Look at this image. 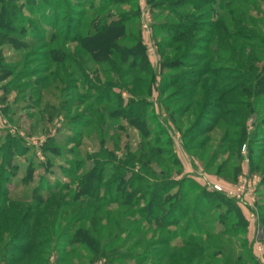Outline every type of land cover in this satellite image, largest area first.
I'll return each instance as SVG.
<instances>
[{
    "label": "rangeland",
    "instance_id": "374dc122",
    "mask_svg": "<svg viewBox=\"0 0 264 264\" xmlns=\"http://www.w3.org/2000/svg\"><path fill=\"white\" fill-rule=\"evenodd\" d=\"M9 1L18 15L0 41V238L21 245L12 238L15 213L36 217L35 254L22 264H169L176 244L190 240L180 251L185 263L199 251L194 264H264V0ZM100 15L124 25L120 39L99 37L91 23ZM188 24L194 30L175 40ZM124 50L140 55L125 59ZM144 139L165 153L156 173L185 185V220L146 234L124 226L120 243L91 257L73 239L80 225L65 228L73 220L64 213L86 173L108 161L104 185L110 164ZM35 191L47 200L32 201ZM208 191L235 201V210L216 209L220 198L198 208ZM116 230L101 233L103 245ZM170 236L172 247L158 245Z\"/></svg>",
    "mask_w": 264,
    "mask_h": 264
},
{
    "label": "trees",
    "instance_id": "16d2710c",
    "mask_svg": "<svg viewBox=\"0 0 264 264\" xmlns=\"http://www.w3.org/2000/svg\"><path fill=\"white\" fill-rule=\"evenodd\" d=\"M17 15L18 13L14 11L9 0H0V41L4 38L1 35L2 32L7 33L12 31L13 24L11 19L13 16ZM107 17L108 15L95 17L91 23L92 28L97 32L99 31V37L102 39L106 34L107 36L110 35L111 39H120V36H122L124 31V25H122V23H113L111 25L104 24ZM186 19H189V17ZM186 22L190 23V21ZM192 27H194L193 24L180 26V28H178L175 32L177 35L175 40L187 37L190 34V30L191 32L194 30ZM139 43L141 44V42ZM142 52L144 54H142L143 59H145L144 70L148 72L150 69V62L147 59L146 49L144 47H142ZM139 53L140 52L137 51L124 50V52L122 51L120 54L123 58L127 59L129 55L134 56L133 58H137L135 56L140 55ZM173 66H175V63ZM131 104H133L132 101H129V104H127L129 107H127L130 108ZM133 110L134 109H131L128 112L131 114L129 117H133V119H131V124L136 127L143 134V138H145L149 130L146 128L144 121L134 117L135 115H133ZM161 147L162 145H160L157 140L145 141L144 139L143 142H140L135 153L127 151V154H125V160L123 159L119 162L114 160V162L110 164L113 167L117 164L115 169H113L114 176L111 178L112 180L106 182L104 185L101 184V180H104L103 178L105 177L103 166L109 164L108 161H104L102 166H95L84 175L83 179H81L77 193H75L71 199L72 208L64 213L63 220L65 221L70 218L73 220L70 225H66L65 228L67 229H70L69 226L71 227V225L74 227L80 225L76 229L73 239L75 240V243L84 248V250H86L91 257H96L100 254L105 256L106 250L110 245L113 243H120L121 229L124 226H127L130 233L146 234L145 232H149L151 230L154 231V233L158 230H171L174 227H178V224L182 220H185L187 212V204L185 202L187 191L185 185H180L179 183L175 184L170 176L163 175L164 173L158 175L155 169H153L154 163H161L165 158V153L164 151H161ZM240 173L241 169H236V177ZM179 186H181V189L176 195L168 193L173 189L179 188ZM59 191L60 190L52 194L47 191L46 197L48 199L54 197L59 193ZM206 195L207 197H205ZM64 197L67 199L68 196L66 195ZM213 199H218L219 201L217 205H215L216 209H220L224 206L230 212L235 210V201H231L226 198L225 195L216 191H208L204 195H201L199 197V204H197V207L201 208L203 200L210 202ZM46 200L47 199L39 195L37 191L33 193L32 201L42 203ZM73 203H75V205H73ZM44 205H46V203ZM64 205L69 208L70 203L66 201L64 202ZM110 205H117V209H111V207H109ZM29 208L33 209L31 205ZM42 210L37 211V214ZM3 214V211L0 212V218H2L1 216ZM15 215L21 216V224L19 226L18 233L12 238L21 245L14 246L11 244V240L5 244L0 238V262L20 264L29 263L30 257L35 254V244L32 242L36 240V237L33 232L36 233L38 228L34 225V223H32V221H34L36 217L30 214L29 211L27 213H15ZM219 219L221 223L224 222L223 219ZM235 219H238V216H236ZM53 227L55 228L54 225ZM112 228H114V230L117 229L116 231L118 233L115 234L107 244L103 245L100 236L101 233L103 231L108 232V230H111ZM0 229L2 232L5 231V229H2L1 227ZM52 230H49L50 234L53 232ZM125 230L127 231V229ZM112 232L113 230L109 233ZM54 235L55 233L53 232L51 236ZM62 237L63 236H60L59 238L62 240ZM176 239L177 238H175V236H170L169 238L164 239L162 238L159 239L160 243H158V245L162 247H172V243ZM62 241L67 242L68 240L63 239ZM136 244L138 245L139 243ZM191 244H194L193 240L176 244L175 249L177 252H172L169 264H173L175 260L182 262V264H194L193 262L200 256L199 251H196L195 255L188 260L189 263H185L187 259L182 258V255H180V251L191 248ZM196 244L197 246L199 245L198 242H196ZM200 245L203 244L200 243ZM193 248L197 249V247ZM120 250L121 249L117 247L115 251L117 252ZM74 254H76L78 259L82 258V255L78 254L76 251L73 253V256H75ZM224 264L245 263H242L241 258H239L236 263Z\"/></svg>",
    "mask_w": 264,
    "mask_h": 264
},
{
    "label": "built area",
    "instance_id": "2783aa9c",
    "mask_svg": "<svg viewBox=\"0 0 264 264\" xmlns=\"http://www.w3.org/2000/svg\"><path fill=\"white\" fill-rule=\"evenodd\" d=\"M215 189H216L217 191H219V192H222L221 187L216 186Z\"/></svg>",
    "mask_w": 264,
    "mask_h": 264
}]
</instances>
